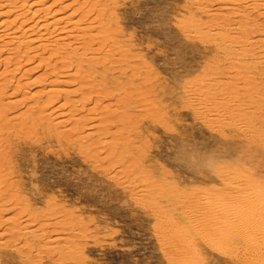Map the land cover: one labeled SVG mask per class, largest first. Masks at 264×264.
Segmentation results:
<instances>
[{"label": "rangeland", "instance_id": "obj_1", "mask_svg": "<svg viewBox=\"0 0 264 264\" xmlns=\"http://www.w3.org/2000/svg\"><path fill=\"white\" fill-rule=\"evenodd\" d=\"M25 1L0 0V22L23 3L26 27L84 15L105 38L0 39V264H258L255 231L227 214L264 208V42H247L264 17L228 0ZM70 63L111 69L106 88L77 92Z\"/></svg>", "mask_w": 264, "mask_h": 264}, {"label": "bare ground", "instance_id": "obj_2", "mask_svg": "<svg viewBox=\"0 0 264 264\" xmlns=\"http://www.w3.org/2000/svg\"><path fill=\"white\" fill-rule=\"evenodd\" d=\"M27 1V0H26ZM25 1V2H26ZM213 1H216V0H213ZM35 3V2H34ZM34 3H32L31 4V6H33L34 7ZM227 3H232V4H237L240 8L238 9V11H241V12H246V11H248L250 14H252V13H256L257 15H256V17L258 16V17H264V12H262L261 10H263L264 11V0H228V2ZM23 4V3H22ZM21 3H20V5H22ZM96 4V3H95ZM105 4V3H104ZM20 5H19V7H13V8H16V9H14V11H6V12H8L7 14H9V16L12 14H10V12H13V13H15V15H14V17H13V19H9V18H6V19H4L3 21H1L0 22V39H2L3 40V42H5L6 41V43L8 44V43H16L17 44V46L20 44V45H22V43L23 42H26V40H24L25 38H26V36L28 35V33H31V37L33 36L34 38L33 39H31L30 40V42H33V43H39V44H41V46H43V47H47V46H50V45H54L53 43H57V41H62L64 44L63 45H70V44H73V43H77V42H79V41H81L82 39H85V38H88V34H85L84 33V31H86V30H90V31H92V32H94V33H91L92 35L91 36H94V37H96V38H98V39H102V38H105V36L103 37L102 36V34L101 33H99V31L97 32L98 34H96L95 32H96V30H97V25L95 26V22L92 20L91 21V23L89 24V25H87V26H84L83 24H84V20L85 19H87V17H84V15H83V17H81V18H79V17H77L76 19H74L73 21H72V23L71 24H73L72 26H73V28H71V29H69L68 27H66V26H62L61 28H60V25L62 24V22L64 21V17L63 18H54V19H52V20H50V21H46L45 19H43V17H46L48 14L46 13L45 15H43L39 20H38V22L37 23H35V24H33V25H29V26H27L26 27V21L27 20H29L30 18H27L26 19V21L25 20H20V18L23 16V11H21V8L24 6V5H22V7H20ZM85 5V4H84ZM15 6V5H14ZM18 6V5H17ZM94 6V5H93ZM34 8H36V7H34ZM38 8V7H37ZM95 8V7H94ZM94 8H92V9H94ZM91 10V9H90ZM95 10V9H94ZM42 11V9H40V8H38V9H36V10H34V14L36 15L37 13H40ZM79 11V10H78ZM77 11V12H78ZM92 12V11H91ZM1 14L0 15H2L3 13L2 12H0ZM5 13V12H4ZM95 13V12H94ZM85 14V13H84ZM89 14H91V13H89ZM93 14V13H92ZM249 14V15H250ZM99 15V14H98ZM101 15H102V13H101ZM12 16V15H11ZM90 16V15H89ZM91 17H92V15H91ZM66 19V18H65ZM90 19V18H89ZM86 21V20H85ZM67 24H69V22L67 23ZM83 25V26H82ZM244 26V25H243ZM261 27L259 28V29H262L263 30V32H264V24L263 25H260ZM59 28V29H58ZM99 29V28H98ZM251 31V30H250ZM104 32V31H103ZM102 32V33H103ZM261 34V33H260ZM107 37V36H106ZM247 38V37H246ZM245 38V39H246ZM252 37H250V38H247V42L248 41H251V40H254L253 41V44L252 45H254V44H256V45H258V43L257 42H264V39H263V37H261V39H259L260 38V36H259V38L258 39H256L255 37H253V38H255V39H251ZM6 44V45H7ZM101 44L102 45H105V46H108L109 45V42L108 41H106V40H102L101 41ZM260 44V43H259ZM11 45V44H10ZM19 45V46H20ZM18 46V47H19ZM17 47V48H18ZM111 49H114V47L112 46H109ZM12 49V48H11ZM13 50V49H12ZM15 53H16V49L15 50H13ZM86 51H87V49L85 48L84 49V54H86ZM260 51V50H259ZM9 52H11V51H9ZM11 53H13V52H11ZM257 53V52H256ZM260 54H262V53H258V56H259V58L260 57H264V55H262V56H260ZM11 55V54H10ZM122 55V54H121ZM17 56V55H16ZM122 56H124V55H122ZM121 56V57H122ZM18 57V56H17ZM122 59V58H121ZM120 59V60H121ZM100 61V62H99ZM95 65H94V67L95 68H91V70L92 71H96L97 69V67H99V66H101L102 65V62H103V59H101V60H99ZM119 61V60H118ZM122 61V60H121ZM135 66V65H134ZM70 67L71 68H74V70L76 71V73H74V74H76L77 75V80H76V82L77 83H75L76 84V86H78V90H77V92H80L81 91V93H82V95L84 96V94H85V92H87L88 94L89 93H92L93 94V92H97V90L98 91H101V87L102 86H106L107 85V81H109L110 79V77H108L107 76V73H108V71H110L111 72V69H107V68H103V69H101L102 71H103V73L101 72V77L99 78V77H96V76H94V74L93 75H87V72H85L86 74H84L83 72L84 71H82V69H83V67H82V69H80V67H81V65H74V63H70ZM134 68V67H133ZM86 69V68H85ZM84 69V70H85ZM90 72V71H89ZM100 72V71H99ZM90 73H92V72H90ZM73 73L71 72V77L73 76L72 75ZM96 75L98 74V73H95ZM109 76H110V74H108ZM73 78H74V76H73ZM109 79V80H108ZM75 81V80H74ZM104 86V88H106ZM103 88V89H104ZM108 88V87H107ZM105 90V91H104ZM103 90V92L101 93V95H103L104 93H108L107 91H106V89H104ZM86 93V94H87ZM91 94V95H92ZM111 94V93H110ZM98 95V94H97ZM108 96V95H107ZM112 96H113V94H112ZM85 97H87V95H85ZM84 97V98H85ZM90 97V96H89ZM103 97V96H102ZM118 97V96H117ZM52 98H53V100H52ZM54 98H56V96H53V97H51V98H49V100L50 101H47V102H54ZM93 98V97H92ZM95 98H97V97H95ZM119 98V97H118ZM88 99H90V98H88ZM98 100H103L104 99V97L103 98H97ZM97 99H95V101L97 100ZM111 99V98H110ZM129 99V98H128ZM52 100V101H51ZM97 100V102H99ZM107 100V97H105V99H104V101H106ZM126 100V99H125ZM131 100V99H130ZM90 101V100H89ZM88 101V102H89ZM94 101V100H93ZM95 101H94V104H95ZM118 101V100H117ZM122 101H123V99H122ZM87 102V101H86ZM96 102V103H97ZM100 102H103V101H100ZM116 103V102H115ZM127 103V102H126ZM131 103V102H130ZM50 104V103H49ZM53 104V103H52ZM99 104V103H98ZM97 105V104H96ZM110 105V104H109ZM144 105V104H143ZM111 106H112V104H111ZM119 106V105H118ZM97 107H98V105H97ZM113 107V106H112ZM112 107H110V106H108L107 105V107H106V105H105V108H107V111L106 112H108V114L110 115V113H111V116H112V112H113V110H115V112L114 113H116L117 114V112H116V107H115V105H114V108L115 109H113V110H111V108ZM96 108V107H95ZM70 113V112H69ZM97 113V112H96ZM133 114V113H132ZM69 115V114H68ZM71 115V114H70ZM69 115V116H70ZM73 115V114H72ZM104 115H106L105 113H104ZM108 115V116H109ZM104 117V116H103ZM107 117V116H106ZM108 119H110V118H108ZM111 120V119H110ZM116 122V121H115ZM117 123V122H116ZM99 124V123H98ZM3 125V124H2ZM100 125V124H99ZM6 126V125H5ZM2 128V127H1ZM5 128V127H4ZM118 131V130H117ZM120 133V132H119ZM121 134V133H120ZM84 136V135H83ZM124 145V144H123ZM6 173V172H5ZM1 176V175H0ZM3 177V176H2ZM2 179V178H1ZM13 183V182H12ZM10 187V186H9ZM244 195L245 196H247L248 197V199H249V197L250 198H252L253 200H255V201H257L258 199H255V197H254V193L253 192H251V191H245V193H244ZM1 198V197H0ZM24 198V197H23ZM231 198V197H230ZM262 199V198H261ZM235 200V199H234ZM1 201V200H0ZM226 201V200H225ZM230 200H228V202H229ZM231 201H232V199H231ZM230 201V202H231ZM245 201V200H244ZM264 202V201H263ZM237 203V202H236ZM259 203V202H258ZM3 204V203H2ZM1 204V205H2ZM226 204V203H225ZM253 204H254V202H253ZM226 205H229V204H226ZM233 205V204H232ZM19 206V205H18ZM219 206V205H218ZM222 206V205H221ZM224 206V205H223ZM223 206L221 207V208H223ZM248 206V205H247ZM1 207V206H0ZM215 207V206H214ZM211 208V207H210ZM209 208V209H210ZM216 208H218V207H216ZM220 208V207H219ZM218 208V210H222V209H219ZM230 208V207H229ZM235 208V207H234ZM208 209V208H207ZM214 209V208H213ZM230 209H233V208H230ZM238 209V208H237ZM247 209V208H246ZM251 209H252V211H251ZM250 209V212L249 213H247V214H245L244 212H242L241 214H237V215H231L232 214V212L231 211H229L228 210V207H227V210L229 211V212H231L230 214H227L228 216H227V220H228V223H230V225L232 226V227H235V229L236 228H238V229H241V231L242 232H244L246 235H248V237L250 238V234H251V231H255V233H254V238H253V241H252V243L256 246V248L257 249H259V251H252V254L250 255V256H253V258H254V261L256 262L257 261V263L258 264H264V208L262 207V206H259V205H256L255 204V206H254V208H251ZM211 210H212V208H211ZM224 210H226V207L224 208ZM224 210H223V212L221 213V214H223V215H225L224 214ZM233 210H235V209H233ZM240 210V209H239ZM239 210H237V211H239ZM227 211V212H228ZM236 211V210H235ZM235 211L233 212V213H235ZM248 211V210H247ZM214 212H215V210H214ZM203 213V212H202ZM201 213V214H202ZM215 213H217V209H216V212ZM218 213H219V211H218ZM217 213V214H218ZM219 213V214H220ZM225 213H226V211H225ZM204 214H206V216L207 215H212L213 214V211H205V213H203V215ZM218 214V215H219ZM220 214V215H221ZM236 214V213H235ZM209 216V217H213V216ZM216 215V214H215ZM214 215V216H215ZM219 215V216H220ZM229 215H231V217L229 216ZM226 216V215H225ZM197 217V216H196ZM199 217V216H198ZM208 217V216H207ZM207 218V219H210V218ZM222 217H224V216H222ZM219 218V217H218ZM217 218V219H218ZM214 219H216V216H215V218ZM213 219V220H214ZM221 219V218H220ZM219 219V220H220ZM205 220V219H204ZM211 220V219H210ZM219 220L217 221V220H214L216 223L217 222H219ZM225 220V219H224ZM224 220H222L223 221V223H225L224 222ZM213 221V222H214ZM22 223V222H21ZM219 223H221V221L219 222ZM222 223V224H223ZM27 223H22V225H25L26 227H27V225H26ZM218 224V223H217ZM225 225V224H224ZM30 226H32V225H30ZM226 226H228V225H226ZM228 227H230V226H228ZM28 228H30L29 226H28ZM249 228H251V229H249ZM252 228H255V229H252ZM227 229V228H226ZM229 229H231L232 230V228H229ZM234 229V230H235ZM31 230V229H30ZM36 229H32L31 230V232H33V233H35L34 231H35ZM233 231V230H232ZM236 231V230H235ZM29 232V231H28ZM37 232H38V230H37ZM36 232V233H37ZM233 233V232H232ZM41 234H43V233H41ZM208 234V233H207ZM210 234V233H209ZM224 234V233H223ZM234 234H235V232H234ZM60 235V234H59ZM36 236V235H35ZM230 237V236H229ZM60 238V237H59ZM220 240V239H219ZM229 241V240H228ZM58 244V243H57ZM248 249V248H247ZM249 251V250H248ZM244 253V252H243ZM190 255V254H189ZM251 258V257H250ZM252 259V258H251ZM251 259H250V261L248 262V263H246L245 261H244V263H246V264H249L250 262L253 264V261H251ZM246 260V259H245ZM250 263V264H251ZM255 264V263H254Z\"/></svg>", "mask_w": 264, "mask_h": 264}]
</instances>
